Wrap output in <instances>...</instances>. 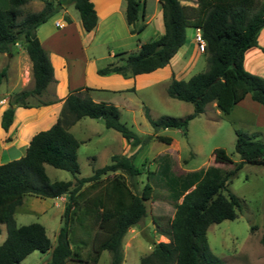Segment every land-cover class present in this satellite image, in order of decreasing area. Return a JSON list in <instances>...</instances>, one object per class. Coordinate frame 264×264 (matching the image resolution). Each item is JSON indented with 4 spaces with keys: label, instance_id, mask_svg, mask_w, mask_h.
Listing matches in <instances>:
<instances>
[{
    "label": "trees",
    "instance_id": "1",
    "mask_svg": "<svg viewBox=\"0 0 264 264\" xmlns=\"http://www.w3.org/2000/svg\"><path fill=\"white\" fill-rule=\"evenodd\" d=\"M33 0H10L9 8L0 7V52L10 53L22 42L32 61L34 86L13 95L1 117V126L8 131L15 117L16 107H31L30 98L38 105L56 100L41 99L48 85L54 82V67L43 47L38 27L52 15L65 8L62 0H40L45 3L38 12L25 13L24 6ZM79 11L84 28L97 27L98 15L92 0H66ZM163 9L165 33L157 39L142 42L137 53L121 52L116 60L98 69L101 75L120 73L136 76L166 66L186 42L188 27L200 28L206 39L208 69L188 80L173 76L167 92L172 98L194 105V112L185 118L164 115L154 118L146 108V117L154 134L141 137L120 120L119 108L109 102H98L72 91L66 98L61 116L46 130L37 132L26 153L20 158L0 164V234L2 224L7 237L0 244V264H19L38 250L51 251L44 264H66L84 261L81 252L73 247L72 234L82 215L90 219L92 232L91 261L97 264L103 251L111 253V264L124 261L123 240L130 228L147 216L145 201L152 198L154 183L164 185L174 202L175 213L165 223L154 217L158 232L169 242H157L153 250L141 258V264H228L210 248L207 231L210 225L238 217L240 199L229 190L231 180L245 163L264 165V141L257 134L237 128L236 152L241 161L233 169L213 164L207 168L176 174L170 154L158 155L155 170H148V181L141 193L137 191L136 177L142 170L135 164L134 155H113L111 162L98 168L88 177L79 178L78 149L80 140L69 127L83 117L101 118L106 127L120 132L131 144L145 145L154 138L171 144L173 138L157 134L161 129L178 128L186 135L189 121L215 102L223 113L248 95L264 106V78L249 72L244 65L245 52L258 45V36L264 27V1L262 0H196L197 5H186L182 0H159ZM126 19L134 24L142 16L140 0H126ZM143 28V27H142ZM142 30V29H140ZM8 76V69L0 71V86ZM215 163L230 164L232 158L225 148L213 151ZM46 164L70 171L74 180L52 181ZM107 178L98 193L86 198L88 188ZM126 176L135 180L132 183ZM90 183L85 189L83 186ZM225 191H228L225 194ZM42 198L68 196L62 214V225L57 242L52 244L46 227L39 222L17 225L15 213L25 195Z\"/></svg>",
    "mask_w": 264,
    "mask_h": 264
},
{
    "label": "rangeland",
    "instance_id": "2",
    "mask_svg": "<svg viewBox=\"0 0 264 264\" xmlns=\"http://www.w3.org/2000/svg\"><path fill=\"white\" fill-rule=\"evenodd\" d=\"M62 1H64L65 6H68L69 13L72 16L75 18L80 17L79 11L73 4L67 3L66 0ZM182 3L197 5L196 0H182ZM44 5L43 1L33 0L24 6V11L25 13L38 12ZM9 6L10 0H0L1 8L6 9ZM160 8V3H157L156 0H148L149 15ZM62 10L52 15L45 23L55 21L56 16L63 13ZM154 27L155 25L148 24V27L142 33L130 40H133L131 43L136 45L141 40H150L152 36H155ZM195 33L196 28L194 27L186 29L187 38L195 36ZM131 45L133 47V44ZM126 47L130 48L129 45ZM186 48L187 46L184 44L180 52L169 63L172 68L179 69L182 67L181 64L184 63V58L180 57ZM189 53L191 54L190 51L187 52V54ZM22 57L14 53V48L10 53L0 52V71L7 68L10 76L9 80L1 85L0 99L3 98L7 85L10 86V92L13 91L11 99L14 94L26 88L23 85H27L29 82L30 68L24 65ZM179 59L182 60L178 61ZM188 59L191 58L188 57ZM193 59L194 63H191L187 72L179 77L176 76L177 78L187 80L193 75L208 69L207 53L206 55L195 56ZM115 61L116 63L124 62L122 59L116 60V58ZM168 69L170 68H166L167 72ZM18 75H21L20 80ZM166 82L163 81L158 85L145 88L138 87L137 91L133 89V91L126 92L125 95H121L119 92L115 94L106 92V97L115 95V102L120 104V107H118L120 120L141 137H146L154 134V128L146 117V108L149 109L154 118H160L164 115L185 118L194 112L192 103L168 95ZM85 95L90 97V95ZM29 102L36 104L38 99L30 98ZM216 110L214 102L209 103L203 113L189 121L186 135L181 129L176 128H166L158 131L157 134L171 136L174 139L171 145L154 138L150 143L135 146L117 130L106 127L103 119L83 117L72 131L80 140L78 149L80 173L77 176L83 178L92 175L96 169L109 164L112 156L116 154L134 155L135 164L142 170V174L136 177L138 193H141L148 181V170L157 168L158 161L155 158L158 155H171L173 170L176 174H183L201 168L205 169L213 164L225 170L233 169L235 164L241 161V157L235 149L237 138L235 130L240 127L243 130L244 127L228 119H217L219 115L216 114ZM250 134L255 136V133ZM255 138L264 141V134H257ZM217 147L225 148L233 163H215L213 151ZM46 170L52 181L75 179L74 174L70 171L55 168L49 164H46ZM112 175L113 173L103 175L102 182L95 184L93 188H88L86 197L83 199L94 197L100 188L107 183L106 179L111 178ZM125 177L128 182H135L128 176L125 175ZM229 190L240 199V206L237 209L238 217L210 225L207 231L210 248L228 264H264V165L245 163L231 180ZM227 193L228 191H225V194ZM145 204L147 216L138 225L130 228L124 239L125 259L122 264H141V258L153 250L155 243L170 241L167 236L158 232V226L154 221V217H157L160 222L165 223L175 213V205L167 188L164 185L154 183L152 198L146 200ZM64 208L65 202L58 198H42L27 194L23 198V203L17 208L15 219L19 226L34 222L42 223L46 226L47 234L52 243L56 244L57 233L62 225L61 218ZM89 220L87 215H82L72 234L73 247L81 252L84 261H67V264H93L91 261L93 229L88 225ZM1 227L0 244L7 237L6 225L2 224ZM130 236L131 239L127 240ZM125 240L127 245H125ZM50 256V251L41 252L36 250L19 264H44L50 259ZM98 264H111L110 251L103 252Z\"/></svg>",
    "mask_w": 264,
    "mask_h": 264
},
{
    "label": "crops",
    "instance_id": "3",
    "mask_svg": "<svg viewBox=\"0 0 264 264\" xmlns=\"http://www.w3.org/2000/svg\"><path fill=\"white\" fill-rule=\"evenodd\" d=\"M92 1L98 15L97 27L92 31H87L84 28L81 16L75 18L69 13L68 6H65L62 10L63 13L56 16L55 21L43 23L38 27V37L50 56L55 76L54 82L48 85L41 99L56 101L42 105L36 103L32 104L31 107L15 105L14 121L8 131H5L1 126V117L4 110L9 106V100L13 94V91L10 92V86L7 85V90L3 93V98L0 99V164L23 156L32 137L37 132L46 130L57 122L61 116L66 98L72 91H81L84 96H86L85 94L90 95L95 101L114 103L117 107H120V104L114 100L115 95L113 97H106V92H113L114 94L119 92V94L125 95L126 92L133 91V89L137 91L138 87L155 86L163 81H167L168 86L174 75L175 77H179L187 72L191 63H194L193 58L195 56L206 55L205 51H201L198 48L195 36L186 37L184 44L187 48L180 57L184 58V63L181 64L182 67L179 69L172 68L169 63L180 52L181 48L166 67L164 66L165 68L161 67L163 69L158 68L155 71L136 76H124L120 73L101 75L98 73V69L114 61L117 53H137L140 44L149 41L141 40L136 44L137 46L131 43L133 40L130 41L142 33L148 27V24L155 25V36H152L150 40L157 39L165 33V24L163 9L159 0H156V2L160 3L161 8L155 10L151 15L148 14V0H140L142 16L140 20L131 25L126 19V0ZM57 22H60V25H57ZM131 44H133V47ZM128 45L130 48L126 47ZM188 51L191 54H187ZM14 53L17 56H23L24 65L30 68L29 82L27 85L22 84L26 87L24 89H30L34 86L33 66L25 45L22 42H18L14 46ZM188 57L191 59L189 60ZM181 60L179 59L178 61ZM244 65L249 72L264 78V27L259 33L258 45L250 47L245 52ZM166 68H170L168 72ZM20 76L18 75L19 80L21 79ZM9 77L8 71V76L2 83L7 82ZM177 79L181 80L183 78ZM214 104L217 108L216 114L219 115H217V119H228L244 127L243 130L248 133L264 134V106L254 101L250 95L236 104L228 114L223 113L215 102ZM79 121L69 127L71 132ZM89 184L86 183L83 189ZM57 198L65 202L66 205L68 200L67 195ZM132 237L135 238L134 236ZM130 239L131 236L127 240ZM125 245H127L126 240Z\"/></svg>",
    "mask_w": 264,
    "mask_h": 264
},
{
    "label": "built area",
    "instance_id": "4",
    "mask_svg": "<svg viewBox=\"0 0 264 264\" xmlns=\"http://www.w3.org/2000/svg\"><path fill=\"white\" fill-rule=\"evenodd\" d=\"M57 25H60V22H57ZM195 41L197 43L198 48L201 51H205L206 50V39L204 38L203 33H202L200 28L196 29Z\"/></svg>",
    "mask_w": 264,
    "mask_h": 264
},
{
    "label": "water",
    "instance_id": "5",
    "mask_svg": "<svg viewBox=\"0 0 264 264\" xmlns=\"http://www.w3.org/2000/svg\"><path fill=\"white\" fill-rule=\"evenodd\" d=\"M11 55V54H10ZM15 106V105H14Z\"/></svg>",
    "mask_w": 264,
    "mask_h": 264
}]
</instances>
